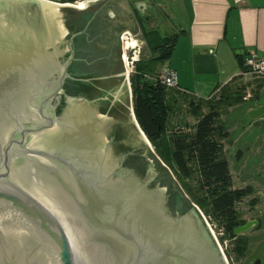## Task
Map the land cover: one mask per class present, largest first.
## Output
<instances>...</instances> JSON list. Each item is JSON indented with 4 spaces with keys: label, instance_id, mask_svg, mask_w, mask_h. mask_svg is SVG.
I'll return each instance as SVG.
<instances>
[{
    "label": "water",
    "instance_id": "obj_1",
    "mask_svg": "<svg viewBox=\"0 0 264 264\" xmlns=\"http://www.w3.org/2000/svg\"><path fill=\"white\" fill-rule=\"evenodd\" d=\"M76 1L0 0V264H229L132 114L127 0Z\"/></svg>",
    "mask_w": 264,
    "mask_h": 264
},
{
    "label": "trees",
    "instance_id": "obj_2",
    "mask_svg": "<svg viewBox=\"0 0 264 264\" xmlns=\"http://www.w3.org/2000/svg\"><path fill=\"white\" fill-rule=\"evenodd\" d=\"M174 43L172 38L159 59L169 57ZM153 74L141 59L136 63L130 78L135 117L156 155L177 176L190 200L223 231L222 239L232 240L234 254L243 257L248 251V239L234 230L247 220L236 205L251 189L233 187L224 146L229 132L221 116L245 101L248 85L241 78H234L210 98L203 99L167 88L158 81L159 74ZM169 98H181L196 123L173 125L176 101L170 102Z\"/></svg>",
    "mask_w": 264,
    "mask_h": 264
},
{
    "label": "crops",
    "instance_id": "obj_3",
    "mask_svg": "<svg viewBox=\"0 0 264 264\" xmlns=\"http://www.w3.org/2000/svg\"><path fill=\"white\" fill-rule=\"evenodd\" d=\"M164 1L127 0L139 28L137 38L144 44L142 63L153 75L170 67L177 73L181 91L203 99L210 98L234 78H253L242 74L243 62L249 54L264 58V0ZM147 4L148 20H144L140 11L143 13ZM170 14L174 20L179 19L174 28L167 23ZM172 38L175 43L169 57L159 59ZM159 62L165 63L159 67ZM169 101H176L173 125L196 123L181 98Z\"/></svg>",
    "mask_w": 264,
    "mask_h": 264
},
{
    "label": "rangeland",
    "instance_id": "obj_4",
    "mask_svg": "<svg viewBox=\"0 0 264 264\" xmlns=\"http://www.w3.org/2000/svg\"><path fill=\"white\" fill-rule=\"evenodd\" d=\"M166 1L168 0L164 2ZM162 8L164 9V6ZM170 17L167 23L171 26L170 28H174L179 23V19L174 20L172 15ZM137 40L139 45L137 50L140 51L138 59L142 60L144 44L138 38ZM164 63L159 62L157 66L160 67ZM134 70L136 71V66ZM243 82L248 85L247 93L251 94V100L229 108L222 114L221 122L229 132L224 140V146L233 187L251 189V193L237 203V209L247 221L257 220L258 223L250 230L239 234L248 239V251L243 257H237L234 254L232 240L222 239L223 236H219L229 264H251L254 259H261L264 262V114L260 118H252L251 115L253 110L264 107V82L255 77L244 79ZM131 94L132 87L131 91L129 87L130 102L133 107ZM172 174L181 185L177 176L173 172ZM208 222L211 225L214 224L209 219ZM214 225L215 232L217 234L221 232V229Z\"/></svg>",
    "mask_w": 264,
    "mask_h": 264
},
{
    "label": "built area",
    "instance_id": "obj_5",
    "mask_svg": "<svg viewBox=\"0 0 264 264\" xmlns=\"http://www.w3.org/2000/svg\"><path fill=\"white\" fill-rule=\"evenodd\" d=\"M132 39H135L136 41H138L135 38V36L132 38V33L129 31H125L121 35L122 60H123L124 66L126 68V72H127V76H128V85L130 87V91H131L130 76L135 72L134 69H135L136 63L140 60V59H138L140 51L137 50L139 45H137V47H135V48H128V42H129V40H132ZM130 52H132V55H130ZM243 68H244V70L242 72L243 75L249 74V75H251L255 78H258L259 80L264 82V58L263 57H259L256 54L246 55L244 57ZM158 81L162 85L166 86L167 88H175V89L181 90V88L178 85V81H177V73L174 69H172L170 67H165L162 70V72L159 74ZM131 97H132V94H131ZM250 97H251V94L248 93L245 96V99H249ZM197 208L202 213V215L204 216L206 222L208 223V225L211 228L212 232L214 233L216 239L218 240V243H219L222 251L224 252L223 245L221 244V242L219 240V236L221 237L224 235L223 231L221 230V232H219L217 234L214 230L215 225L214 224L211 225L208 222V219L204 215L202 210L199 207H197ZM224 254H225V252H224Z\"/></svg>",
    "mask_w": 264,
    "mask_h": 264
},
{
    "label": "flooded vegetation",
    "instance_id": "obj_6",
    "mask_svg": "<svg viewBox=\"0 0 264 264\" xmlns=\"http://www.w3.org/2000/svg\"><path fill=\"white\" fill-rule=\"evenodd\" d=\"M66 0H63V2H65ZM81 1H85V2H87V4H86V6H88L89 4V2H88V0H81ZM77 2H80L79 0L78 1H76V2H72V3H77ZM149 4H147V7H146V9H145V11L142 13L141 11H140V13L141 14H143L144 16V18H142V19H147V17H146V12L149 10V8H150V5L148 6ZM85 6V7H86ZM148 20V19H147ZM123 33V32H122ZM122 33L120 34V37H119V39H120V41H121V35H122ZM142 44H143V41H142ZM121 59H122V51H121ZM123 62V61H122ZM71 84V85H70ZM68 87H72V83H70V81L69 80H67L66 81V84H65V88H66V90L68 91V92H70V93H73V91L70 89V90H68ZM73 88V87H72ZM54 103L56 104L57 102L56 101H54ZM59 107H61V104L60 105H56V111L59 109ZM99 108V107H98ZM260 118V117H259ZM115 132H125V130H124V128H123V126L122 125H120L119 126V128H117V129H115ZM136 150V149H135ZM133 151H134V149H133ZM184 203L183 204H181V206L180 207H176L175 209H174V212H176V211H179V212H181L182 213V211L184 212L185 210H187L186 208H189V206H191L192 204H194L191 200H190V198H189V196H188V194L185 192V195H184V201H183ZM196 206V205H195ZM182 207V208H181ZM198 207V206H197ZM173 212V213H174ZM187 212V211H186ZM203 212V211H202ZM224 236V235H223ZM223 238V237H222ZM258 260H261V259H254L253 260V262L251 263V264H264V262L261 260V262L260 263H258L257 261Z\"/></svg>",
    "mask_w": 264,
    "mask_h": 264
},
{
    "label": "bare ground",
    "instance_id": "obj_7",
    "mask_svg": "<svg viewBox=\"0 0 264 264\" xmlns=\"http://www.w3.org/2000/svg\"><path fill=\"white\" fill-rule=\"evenodd\" d=\"M79 1L80 2H77V3H68V4H72V5H74L77 8H83L85 1H81V0H79ZM59 4H61V3H59ZM137 45H138V43H137V41L135 39L129 40V42H128V48H135V47H137Z\"/></svg>",
    "mask_w": 264,
    "mask_h": 264
}]
</instances>
